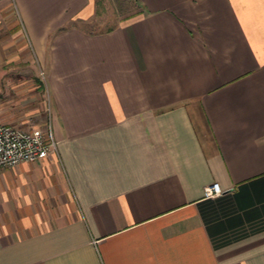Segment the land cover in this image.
<instances>
[{
  "label": "crops",
  "instance_id": "1",
  "mask_svg": "<svg viewBox=\"0 0 264 264\" xmlns=\"http://www.w3.org/2000/svg\"><path fill=\"white\" fill-rule=\"evenodd\" d=\"M122 2L0 0V87L44 96L0 124L55 142L0 170V264H264V0Z\"/></svg>",
  "mask_w": 264,
  "mask_h": 264
},
{
  "label": "built area",
  "instance_id": "2",
  "mask_svg": "<svg viewBox=\"0 0 264 264\" xmlns=\"http://www.w3.org/2000/svg\"><path fill=\"white\" fill-rule=\"evenodd\" d=\"M54 149L55 142L47 122L43 130H24L12 124H0V170L18 163L35 162ZM219 193L217 183L203 187L204 197Z\"/></svg>",
  "mask_w": 264,
  "mask_h": 264
},
{
  "label": "rangeland",
  "instance_id": "3",
  "mask_svg": "<svg viewBox=\"0 0 264 264\" xmlns=\"http://www.w3.org/2000/svg\"><path fill=\"white\" fill-rule=\"evenodd\" d=\"M124 0H96V17L103 16L107 21L97 27L108 25V21L112 23L116 17L123 14L127 10H131L132 6L128 4V7L122 2ZM125 6V7H124ZM126 8V10H125ZM16 89L9 87H0V115H27L30 106L37 102L39 99L34 89L23 88L21 91H25L24 94H17ZM20 92V91H17ZM40 94V93H39ZM39 100H44L43 94H40ZM36 105V104H35ZM47 111V106H46ZM46 111L41 108V111L37 114L31 115H42L41 117H35V121H32L28 126L24 128H32L43 130L46 124ZM33 119V118H32ZM31 119V120H32ZM31 130V129H29Z\"/></svg>",
  "mask_w": 264,
  "mask_h": 264
},
{
  "label": "clouds",
  "instance_id": "4",
  "mask_svg": "<svg viewBox=\"0 0 264 264\" xmlns=\"http://www.w3.org/2000/svg\"><path fill=\"white\" fill-rule=\"evenodd\" d=\"M37 222L39 223V217H37ZM22 226L25 230H31L33 227L32 221L30 218H24L22 221Z\"/></svg>",
  "mask_w": 264,
  "mask_h": 264
}]
</instances>
